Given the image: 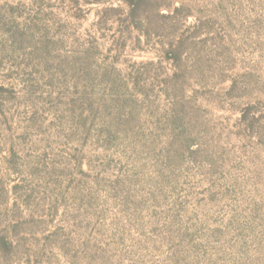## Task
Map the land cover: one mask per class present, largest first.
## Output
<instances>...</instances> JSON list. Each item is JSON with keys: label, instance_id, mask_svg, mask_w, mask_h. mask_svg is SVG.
<instances>
[{"label": "rangeland", "instance_id": "rangeland-1", "mask_svg": "<svg viewBox=\"0 0 264 264\" xmlns=\"http://www.w3.org/2000/svg\"><path fill=\"white\" fill-rule=\"evenodd\" d=\"M4 236L0 264H264V0H0Z\"/></svg>", "mask_w": 264, "mask_h": 264}, {"label": "trees", "instance_id": "trees-1", "mask_svg": "<svg viewBox=\"0 0 264 264\" xmlns=\"http://www.w3.org/2000/svg\"><path fill=\"white\" fill-rule=\"evenodd\" d=\"M95 2H98V0H95ZM129 2H130L131 8L136 10L137 8L140 7L141 0H129ZM14 246H15V242L9 237H5V236L0 237V255L2 253V250H4L3 249L4 247L5 248L7 247L8 252L12 253ZM0 259H1V256H0Z\"/></svg>", "mask_w": 264, "mask_h": 264}]
</instances>
